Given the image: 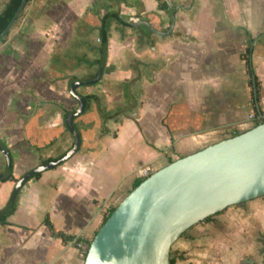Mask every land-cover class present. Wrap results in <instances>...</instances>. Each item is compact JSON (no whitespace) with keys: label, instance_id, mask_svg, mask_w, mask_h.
<instances>
[{"label":"crops","instance_id":"obj_1","mask_svg":"<svg viewBox=\"0 0 264 264\" xmlns=\"http://www.w3.org/2000/svg\"><path fill=\"white\" fill-rule=\"evenodd\" d=\"M62 1L64 11L58 13L61 20L52 10L36 14L28 27L22 26L25 35L16 38L10 30L7 39L0 42V140L10 148L12 174L17 179L0 181L4 182L0 184V209L7 205L20 178L42 164V159L64 156L74 143L64 116L65 111H76L79 101L70 93L74 75L68 68L60 69V65L69 64V23L79 13L80 25L98 26L106 10L102 4L105 0L98 2L99 14L89 11L87 15L84 6L75 13V3L86 0ZM218 1L166 0L179 4L160 6L161 0H123L114 6L121 17L130 16L134 22L147 20L152 25H144L142 31L129 27L121 33L112 25L102 78L79 87L78 92L100 95L107 109L114 110L112 102L127 103L120 83L140 74L142 104L134 116L128 111L122 123H109L116 136L100 134L96 103L76 118L82 137L79 151L39 178L28 179L19 190L17 209L9 216V223H0V264H84L78 245L53 236L44 222L46 217L57 231L86 243L99 231L107 213L133 189L140 178V165L149 164L156 171L220 141L225 128L248 130L255 125L261 116L253 103L245 111L232 107L223 111L218 106L224 104L215 101L223 97V91L236 88L233 57L246 65L241 55L231 52L244 29L241 25L234 26L240 27L237 30L218 24L222 19V12L215 8ZM173 9H177L173 32L161 36L152 31L151 27L169 29ZM47 26L51 27L50 35L46 34ZM84 31L79 28L78 33ZM140 32L146 34L142 46L138 42ZM98 38L99 34L95 41L99 42L95 47L99 57L90 62L94 71L75 78L91 80L99 71ZM33 52V59L29 58ZM140 60L143 64H138ZM260 62L264 68V58ZM258 105L264 112V94ZM236 132L241 133L234 129ZM6 167L0 151V173ZM236 206L182 234L171 249L174 264H233L238 258L244 259L242 264H264V195ZM233 218L236 222L231 224ZM236 249L239 255L232 257Z\"/></svg>","mask_w":264,"mask_h":264},{"label":"water","instance_id":"obj_2","mask_svg":"<svg viewBox=\"0 0 264 264\" xmlns=\"http://www.w3.org/2000/svg\"><path fill=\"white\" fill-rule=\"evenodd\" d=\"M27 2L21 1L0 33V41L19 19ZM176 14L177 9H173L168 30L151 27L152 31L161 36L170 35L176 25ZM107 54L108 44L104 43L95 78H75L71 82L70 93L79 101L78 109L65 118L74 135L73 146L61 158L40 164L20 178L15 186L16 193L35 173L59 166L79 151L82 137L75 126V118L85 112L88 100L78 88L101 79ZM0 151L7 162L0 179H6L13 172L12 157L10 148L2 140ZM263 195L264 122L180 157L151 173L123 198L100 227L84 264H171L173 243L190 227L230 206Z\"/></svg>","mask_w":264,"mask_h":264},{"label":"rangeland","instance_id":"obj_3","mask_svg":"<svg viewBox=\"0 0 264 264\" xmlns=\"http://www.w3.org/2000/svg\"><path fill=\"white\" fill-rule=\"evenodd\" d=\"M40 1H41L40 3L38 2L36 4L35 3L36 1L34 2V0H32L31 2L26 4L24 11L22 12V15L19 17V19L14 24V26L11 28V32H10L11 36H16L17 38V36L19 37L18 34L25 35L26 29L25 30L23 29L29 26L30 21L32 20V17L36 14L41 15V14H44L52 10L56 12L58 19L61 20V15L58 13H61L64 11V2L62 0H51V1L48 0L47 4L45 5H43V2L45 0H40ZM161 1L166 2V0H161ZM6 2L7 0H0V7L1 8L4 7ZM86 2L87 3L85 2L77 3L76 2L75 3L76 4L75 13L78 12V10H80V8H82L83 6H84L83 10L84 11L87 10L85 15H87L89 11L90 12L94 11L96 8L100 9L101 3H98L99 0H86ZM170 3L171 2H168L167 5ZM215 3L217 4V6H215L216 4H214L215 8L217 9L218 7L220 11L222 12L221 13L222 19H221V22L218 24H220L221 26L222 25L226 26L228 29H231L234 26L241 25L242 29H244V34L242 35V31H241V34H239V39H237V44H238L237 48L235 50L232 49L231 52L238 54L240 56L242 53L245 52L247 47L252 43L254 45V53L252 55L254 69L256 73H260L261 75H264V71H263L264 68L260 64L261 63L260 61H262L264 58V0H219L218 2H215ZM172 4L173 3H171V5ZM177 4L179 3H174L173 5H177ZM199 4H202V3L198 2V5ZM193 5L194 3L192 2L191 6L193 7ZM162 6H165V3H163ZM187 6L189 7V9L191 8L189 4H187ZM210 10H214L213 7H210ZM237 13L239 15H237ZM170 14L171 12L170 10H168V15ZM81 15H82V12H81ZM78 17H80L79 13H77L74 20L72 19L71 23H69V29L71 30L70 31L71 39L68 41L69 58L67 59V62L69 64L68 65L66 64L65 67L60 65L61 66L60 69L65 70L66 68H68L71 75H74V76L76 75L80 78H83V77H87L90 74V72L94 71L93 68L91 67L90 62L94 58L99 57V54H97V50H96L97 48L96 46L99 45V42H95L96 36H98L95 30L86 29V31L83 32L84 34H81V32L80 34L78 33V30L80 28ZM125 17H123L125 20L127 19L128 21H130V16H125ZM67 24L65 23L64 25H67ZM113 25H114V31L119 29L120 33L129 28V27H123L117 23H114ZM22 26L24 27L23 29H22ZM46 28L48 30L46 34L50 35L51 27L47 26ZM18 29L21 30L19 33H17L18 31L16 32V30ZM234 29L240 30V27L239 28L234 27ZM14 32H16L17 34L16 33L13 34ZM126 36H129V34H126ZM34 54L35 52L29 53L28 57L33 59ZM232 61L236 62V64L232 66V68L235 67L234 74L237 75L235 78L236 88H234L233 90L229 92L223 91L222 92V94H224L223 97L221 96V97L215 98V101L219 99L220 102L224 104L223 106H218V107H220V110H223V111L227 110V107H232V109L238 108L239 110L245 111V110H248V108H250L251 104L253 103L254 108H258L259 103L255 99H253L252 85L250 83V80H248V75H247V70H246L247 68H246L245 62L241 60L240 58H237L236 56L233 57ZM46 78L48 79L49 75H47ZM258 78L260 80L259 97L261 101V95L264 94V76H261V77L258 76ZM250 90L252 94L250 93ZM82 91L84 92L87 90H82ZM228 97H230V99ZM140 101H141V97H140ZM115 103L116 102H112L114 106L117 105ZM141 104H142V101H141ZM218 107L216 108V110L218 109ZM136 110H138V108L130 110L132 116H134V111ZM249 116H250L249 113L245 115L247 119H249ZM234 129L235 131H240V132H244L246 130V128L238 129L237 127L236 128L229 127V129L225 128L224 132L221 134L219 139L222 140V139L231 137L234 134L233 133ZM2 183L4 182H0V184ZM235 208H237L236 205L230 206L227 209L221 211V213L219 214H222L229 209H235ZM219 214H215L213 218ZM232 221L236 222V218L231 219L230 221L231 224H232ZM239 252H240L239 249L232 250V257H234V255H239ZM82 256L84 257V255ZM238 259L239 260L236 263L233 262V264H242L241 261H243L244 259L243 258H242L243 260L241 258H238Z\"/></svg>","mask_w":264,"mask_h":264},{"label":"trees","instance_id":"obj_4","mask_svg":"<svg viewBox=\"0 0 264 264\" xmlns=\"http://www.w3.org/2000/svg\"><path fill=\"white\" fill-rule=\"evenodd\" d=\"M21 1L22 0H7V2L5 3V6L3 8L0 7V33L7 26V24L9 23V21L11 20L13 15L15 14V12H16L17 8L19 7ZM31 1L32 0H28L27 3L31 2ZM121 2H123V0H105V1H103L102 4L104 5L106 12L102 17L99 18V21H100L99 25L98 26L92 25V24L88 25V23H84V22L80 25V30H82V29L86 30L87 28L89 30L98 29V32H99L98 34H99V37L101 40V43L99 46V52H100L101 58L97 59L98 66L101 65V59H102V55H103V44L109 43V40L111 37V27L114 23L120 24L123 27H130V28H133L135 30L138 29L140 31H142V27L144 25H147V26L152 25L151 22H149L147 20H141L138 22L125 20L123 17H121V15L117 9H113L115 5H117V4L120 5ZM124 2H125V0H124ZM163 3H165V6H167V3L165 1H161L160 5L162 6ZM94 13L99 14V9L96 8L94 10ZM21 15H22V13H21ZM9 32L1 39L0 42H3L7 39ZM145 37H146V34H143L142 32L139 33L138 42L140 43V46H142L145 43ZM253 53H254V45L251 43L247 47L245 52L241 54V57L246 61L247 73L249 76L250 83L252 85L253 99H255L259 103L260 102V97H259L260 80H259L258 76L256 75V72L254 69L253 58H252ZM106 61H107V58H106ZM138 64H143V61L140 60L138 62ZM104 68H105V66H104ZM138 73H139V71H138ZM97 74H98V71H96L90 77V79L95 78L97 76ZM74 78L75 77L73 76L70 78V80L72 81V80H74ZM101 78H102V76H101ZM254 83H255L256 87L255 86L253 87ZM120 86L123 88V91L126 95L127 103H126V105L117 104L114 110H108L107 109L106 103H105L103 97H101L100 95H95V94L86 95L88 102H87L86 110L83 114L90 111L91 108L93 107V105L96 103V105L98 107L99 114H100V119H101L100 134L102 136L108 135V134L112 135V136H116V131H113V129L109 126V123L110 122H115L118 124L122 123L123 118L125 116L128 117V114H127L128 111H130L132 109H137L141 106L140 97H141L143 90L141 87V75L140 74H138L136 78L132 79L129 82L120 83ZM255 88H256V94L257 95L255 94ZM69 112L70 111H65V116H64L65 118L69 114ZM256 114L258 116H261V117H259L257 119L254 126L264 122V112L262 111L261 108L256 109ZM75 121H76V118H75ZM75 126L79 129V126H77V123H75ZM237 134H239V133L236 132L235 134H233V136H235ZM60 157L61 156H58L55 158L42 159L41 163L46 164V163H48L52 160H56ZM41 174L42 173H35L31 178H39L41 176ZM31 178H29V179H31ZM144 179L145 178H141V177L137 178L134 182L133 188L138 186ZM7 180H17V179L13 176V174L9 178L0 179V181H7ZM18 197H19V192L16 193V191L14 189L7 205L0 209V223L1 224H8L9 223V221H8L9 216H11L15 212V210L17 209ZM115 209H116V207L112 208L109 211V213H107V215L104 217L102 225L106 222V220L114 212ZM219 213H221V212H219ZM219 213H217V214H219ZM213 216L214 215L209 216L204 220H211L213 218ZM44 222L50 228L52 235L55 237H61L64 240V242L73 241L75 244H77L80 241V238L75 239V237L72 235H67L62 231H57L55 229L53 223L50 221L49 217H46ZM91 242H92V240L86 242L87 248L84 252V259L87 256L88 249H89ZM171 264H174V259L172 257H171Z\"/></svg>","mask_w":264,"mask_h":264},{"label":"built area","instance_id":"obj_5","mask_svg":"<svg viewBox=\"0 0 264 264\" xmlns=\"http://www.w3.org/2000/svg\"><path fill=\"white\" fill-rule=\"evenodd\" d=\"M98 40H100L98 38ZM137 173L138 175L141 177V178H147L151 175V173H153V169H152V166L149 165V164H145V165H140L138 168H137ZM78 247L80 248V251H81V255H84V252L87 248V244L84 242V241H79L77 243Z\"/></svg>","mask_w":264,"mask_h":264}]
</instances>
